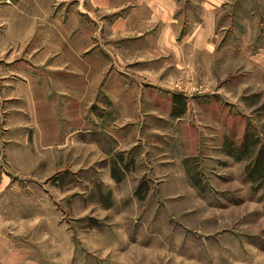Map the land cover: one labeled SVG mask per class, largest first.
<instances>
[{
    "label": "rangeland",
    "instance_id": "374dc122",
    "mask_svg": "<svg viewBox=\"0 0 264 264\" xmlns=\"http://www.w3.org/2000/svg\"><path fill=\"white\" fill-rule=\"evenodd\" d=\"M198 2L141 35L39 3V67L0 97V264H264V0L214 50Z\"/></svg>",
    "mask_w": 264,
    "mask_h": 264
},
{
    "label": "crops",
    "instance_id": "0c3cea01",
    "mask_svg": "<svg viewBox=\"0 0 264 264\" xmlns=\"http://www.w3.org/2000/svg\"><path fill=\"white\" fill-rule=\"evenodd\" d=\"M66 0H0V97L6 96V91L9 82L20 85L25 83L26 75L23 73V68L29 64L34 63L39 67L38 61L34 58L20 54L23 48L30 50L36 49L39 44L35 42L36 35L39 32V3H47V6L54 2ZM88 1V0H80ZM95 9L100 12H119L120 9H125V14L121 13L114 18L112 22V31H128L131 26H137L135 32L145 34L150 27L158 26L168 27L182 23V11L177 8L180 7V0H89ZM199 4L190 5V21H192V28L190 35L195 38L197 42L206 41L207 47L211 50L216 48V39L218 42L217 33L225 30L231 26L234 18L241 19L243 17H254L257 12V6L261 5V0H198ZM50 6H48L49 8ZM262 7V6H261ZM260 10L262 11V9ZM95 13V10H93ZM92 13L90 9L85 11ZM188 13V12H187ZM46 16H49L47 13ZM98 14L92 19L97 23ZM111 25V26H112ZM103 26L94 25V31ZM129 27V29H128ZM48 30L55 31L59 34H70L73 29L68 23L62 27V30L55 27H47ZM75 28V27H74ZM78 28L82 30L91 28L86 25H79ZM75 30V29H74ZM73 30V32H74ZM228 31V29H226ZM130 31V30H129ZM167 32V30H165ZM230 33L232 31H229ZM228 33V32H227ZM229 33V34H230ZM235 36V37H234ZM234 39L237 38L234 35ZM227 47L229 41H227ZM89 45L86 43L82 46L87 49ZM21 86V85H20ZM21 90L16 92V95L23 97H30V93ZM23 89L25 86L23 84ZM34 96V93L33 95Z\"/></svg>",
    "mask_w": 264,
    "mask_h": 264
},
{
    "label": "trees",
    "instance_id": "16d2710c",
    "mask_svg": "<svg viewBox=\"0 0 264 264\" xmlns=\"http://www.w3.org/2000/svg\"><path fill=\"white\" fill-rule=\"evenodd\" d=\"M185 106V103H183V107ZM120 180V177L118 178ZM143 186L139 187V189L137 190V192H139L142 189Z\"/></svg>",
    "mask_w": 264,
    "mask_h": 264
}]
</instances>
